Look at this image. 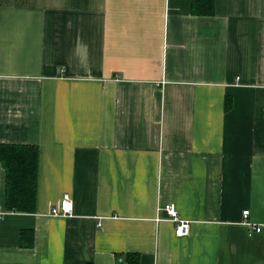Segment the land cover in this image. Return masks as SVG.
Returning a JSON list of instances; mask_svg holds the SVG:
<instances>
[{
    "label": "crops",
    "instance_id": "0c3cea01",
    "mask_svg": "<svg viewBox=\"0 0 264 264\" xmlns=\"http://www.w3.org/2000/svg\"><path fill=\"white\" fill-rule=\"evenodd\" d=\"M209 1L0 0V144L39 148L0 264H264V0Z\"/></svg>",
    "mask_w": 264,
    "mask_h": 264
},
{
    "label": "trees",
    "instance_id": "16d2710c",
    "mask_svg": "<svg viewBox=\"0 0 264 264\" xmlns=\"http://www.w3.org/2000/svg\"><path fill=\"white\" fill-rule=\"evenodd\" d=\"M211 3L212 0L209 1L210 5ZM209 7L203 9L207 11V9H211ZM230 106L231 102L228 100L227 107ZM0 162L6 172V210L35 212L37 207L39 148L30 144H0ZM127 256L130 263L139 262L138 254H127Z\"/></svg>",
    "mask_w": 264,
    "mask_h": 264
},
{
    "label": "built area",
    "instance_id": "2783aa9c",
    "mask_svg": "<svg viewBox=\"0 0 264 264\" xmlns=\"http://www.w3.org/2000/svg\"><path fill=\"white\" fill-rule=\"evenodd\" d=\"M162 210L167 219L171 220L175 224V233L178 236L188 235L191 228V221L181 217L176 205L174 203L164 204L159 208ZM73 211V202L69 194H65L59 205L52 209V213L56 216L70 215ZM250 214V210L243 211V217L247 218ZM244 223L248 226V233L252 235L254 233H264V221L263 222H247Z\"/></svg>",
    "mask_w": 264,
    "mask_h": 264
}]
</instances>
